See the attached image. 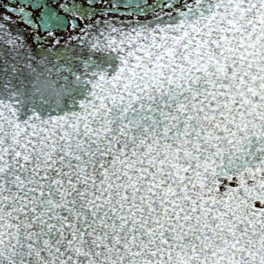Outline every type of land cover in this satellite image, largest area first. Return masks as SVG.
<instances>
[{
    "label": "snow or ice",
    "instance_id": "snow-or-ice-1",
    "mask_svg": "<svg viewBox=\"0 0 264 264\" xmlns=\"http://www.w3.org/2000/svg\"><path fill=\"white\" fill-rule=\"evenodd\" d=\"M0 264H264V0H0Z\"/></svg>",
    "mask_w": 264,
    "mask_h": 264
}]
</instances>
